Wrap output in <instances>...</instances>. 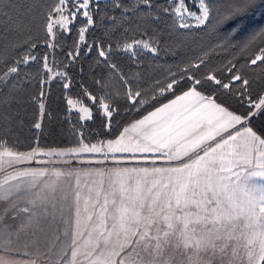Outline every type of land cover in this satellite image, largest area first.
Returning a JSON list of instances; mask_svg holds the SVG:
<instances>
[{
	"label": "snow or ice",
	"instance_id": "snow-or-ice-1",
	"mask_svg": "<svg viewBox=\"0 0 264 264\" xmlns=\"http://www.w3.org/2000/svg\"><path fill=\"white\" fill-rule=\"evenodd\" d=\"M143 2L151 7L149 0ZM247 3L248 0H242L236 13ZM198 5L199 14L187 6V0H170V7L164 11L178 16L179 27L187 28L185 13L198 24L209 19L211 5L206 0H198ZM8 6L5 0H0V8ZM116 7L122 5L117 3ZM81 16L86 24L79 30V40L84 41L88 26L94 23L90 0H54L46 13L48 35L56 37L60 33L54 32V28L63 29L66 21ZM136 43L156 51L148 42ZM48 47L55 45L49 43ZM99 55L104 57L106 53L101 49ZM29 59L36 57L25 56L17 64L27 63ZM44 59L47 61V56ZM258 61L264 63V48L251 59V64L257 65ZM16 72L17 67L10 66L0 79ZM187 79L194 81L187 91L129 126L135 136H127L129 127H126L115 139L98 143H85L81 139L77 146L67 150L29 152L16 151L0 139V165L14 168L32 161L58 163L59 160L52 158L70 157L66 162L73 166L67 173L57 168H14V174L0 179V202L9 205L0 213V252L4 253L0 255V264H18L16 257L23 258L20 264H39L41 257L50 262L54 259V264H83L78 259L81 255L87 264H264V151L254 147L257 143L264 145V138L250 126L254 116L264 115V89L254 99L251 82L235 74L232 80L239 82L236 101L242 109L236 111L203 95L197 87L201 80L193 76ZM206 80L216 86L214 91L224 89L232 94L237 88V84L225 83L214 75H208ZM177 83L176 80L168 83L167 90ZM165 90L160 89L161 93ZM88 95L104 110V115L111 117L114 109L104 98ZM139 96V92L129 93L133 107L142 106L143 99L136 100ZM77 102L67 101L70 106ZM80 111L87 113L80 119H92L87 106H82ZM35 127L41 125L36 123ZM238 139L247 145L243 151L238 150ZM81 153L99 154L101 159L95 162L105 167L96 171L120 179L118 186L103 194L99 206L101 191L96 192V200L90 196L84 198L87 236L81 232L84 239L78 241L75 229L80 223L81 194L79 191L74 194L76 219L72 220L71 206L65 203L58 208L55 192L57 181L65 175H74L75 163L85 162L80 159ZM118 153L131 155L117 156ZM45 156L49 157L48 161L41 159ZM126 160L143 163L122 165ZM48 176L55 180L45 181L44 177ZM89 205L95 209V221L88 212ZM66 207L68 218L64 217ZM57 211L69 229L59 231L56 236L63 247L59 250L50 247L51 255H48L36 247V237L46 227H52L49 216L54 220ZM27 235L33 239H22ZM31 247H36L35 252L29 251Z\"/></svg>",
	"mask_w": 264,
	"mask_h": 264
},
{
	"label": "trees",
	"instance_id": "trees-1",
	"mask_svg": "<svg viewBox=\"0 0 264 264\" xmlns=\"http://www.w3.org/2000/svg\"><path fill=\"white\" fill-rule=\"evenodd\" d=\"M53 2L5 0L9 6L0 8V77L8 67H17L16 73L0 79V139L16 151L64 150L81 139L85 143L115 139L148 112L187 91L194 83L188 76L201 80L197 87L203 95L230 110H242L236 101L235 74L251 82L254 99L264 89V63L251 64L264 48V0H248L239 13L235 10L242 0H206L211 5L209 19L203 26L187 28H180L178 17L164 11L170 0H149L151 7L143 0H90L94 23L84 41L79 40V30L86 24L82 16L66 29L57 26L56 37L48 35L46 13ZM137 41L148 42L156 51ZM101 49L106 56L99 55ZM25 56L36 59L17 64ZM208 75L237 88L232 94L214 91ZM173 80L178 83L167 90ZM161 88L166 90L161 93ZM136 92L140 93L136 100L143 99V104L133 107L129 93ZM89 93L105 99L114 109L111 117L89 99ZM69 99L87 106L92 119L82 121L71 112ZM250 126L264 138V115L254 116Z\"/></svg>",
	"mask_w": 264,
	"mask_h": 264
},
{
	"label": "crops",
	"instance_id": "crops-1",
	"mask_svg": "<svg viewBox=\"0 0 264 264\" xmlns=\"http://www.w3.org/2000/svg\"><path fill=\"white\" fill-rule=\"evenodd\" d=\"M182 95V94H180ZM175 99V98H174ZM173 100V99H172ZM170 102V101H169ZM167 102V103H169ZM166 103V104H167ZM161 107V106H160ZM146 116V115H145ZM143 118V117H142ZM141 118V119H142ZM140 120V119H139ZM88 121V120H86ZM136 122V121H135ZM130 126V125H129ZM128 126V127H129ZM127 136H135V132L129 127V132L126 134ZM236 144L239 146L240 151H243L245 147L247 146L245 141L242 139H238ZM256 149H259L261 151H264V145H259L258 143L254 146ZM97 155V154H96ZM117 156H130L131 154H116ZM137 156H140L141 154H136ZM143 155H152V154H143ZM41 159L48 161L49 157L45 156L42 157ZM53 160H59L58 163H41L37 164L35 161H32L31 163L28 164H19L15 165L14 168L19 169V168H30V169H49L51 170L52 168H57L60 169L61 171L67 173L70 169V167H73L72 165H69L66 161L71 159L70 157H64L63 159H59L57 157H53ZM80 159L85 161L84 163H75L74 164V170L75 174L72 176L65 175L57 181V190L55 192V198L57 201V206L61 204L67 203L68 205L71 206L72 209V215L71 219L75 220V210H76V204L74 202V194L79 191L81 194V199L79 202V208H80V223L76 227V232H77V240L82 241L84 237L80 236L81 232H84L85 236H87V232L84 228V224L87 222L84 217L87 215L83 211L85 204H84V198L85 197H91L93 200H96V192L101 191V196L99 197V204L103 203L104 200V193L110 192L113 187L118 186L119 179L118 177H110L107 175H101L99 174L96 169L99 168H104V164L96 163L95 161L101 159L100 156H92V155H85L82 154L80 155ZM88 161H92L89 163ZM108 163H111L110 161ZM137 163H143V161H137V160H126L122 161L123 164H127L128 166H131L133 164ZM158 164L162 163V161H157ZM14 168L13 167H6L3 170H0V179H3L6 175L9 174H14ZM25 179H31L30 177H26ZM45 181H51L55 180L54 177L48 176L44 177ZM91 190V191H90ZM43 194V193H41ZM64 197H67V201L64 200ZM111 199V197H109ZM9 205L4 202H0V213H3V210L8 208ZM111 208V205H109ZM52 209L49 208V212L51 213ZM88 212L93 214V220H96V215H95V209H93L90 205L88 206ZM22 215V214H21ZM64 217L68 218L69 217V212L68 208L66 207L64 209ZM49 220L52 221V227L51 228H45L43 232H40L37 234V244L36 247H38L41 251L47 253L48 255H51V253H48V249L52 246H55V249L59 250L63 247V244L60 241L56 240V236L59 234V231H66L69 229V225L65 224L63 220L61 219L60 212H56V217L53 220L52 216H49ZM5 222H8L7 220ZM108 225L110 226L112 221L109 219L107 221ZM31 229H29V233H31ZM96 234H94L95 237ZM22 239H33L31 235L27 236H22ZM64 237L61 236V240H63ZM241 245L243 244V241L239 242ZM36 247H31L29 248L30 252H35ZM70 251V250H69ZM84 249L81 248V252H83ZM241 251L243 249L241 248ZM0 255H4L3 252H0ZM18 264H20V261L23 259L21 257H16ZM78 259L83 262V264H87L86 259L84 258L83 255L79 256ZM39 264H54V259L50 262L48 259L45 257H41Z\"/></svg>",
	"mask_w": 264,
	"mask_h": 264
},
{
	"label": "rangeland",
	"instance_id": "rangeland-1",
	"mask_svg": "<svg viewBox=\"0 0 264 264\" xmlns=\"http://www.w3.org/2000/svg\"><path fill=\"white\" fill-rule=\"evenodd\" d=\"M187 6L193 11V12H197V14H199V12H198V7H199V5H198V0H197V2H196V4H195V6H194V0H187ZM178 17V16H177ZM178 19H179V22H180V18L178 17ZM184 21L187 23V24H191V25H193V26H196V27H200V26H203L204 24H205V22H206V20H205V22H204V24H198L197 23V21L193 18V17H190V16H188V14L187 13H185L184 14ZM70 22L71 21H66L65 22V26H64V28L66 29L67 28V26L70 24ZM55 29V28H54ZM50 76L52 77L53 75H52V73L50 74ZM81 105H79V104H77V103H74V105H69V109H70V111L71 112H76V113H78V115L81 117L82 115H87V113H82L81 111H80V109H81ZM103 113H104V110H103ZM82 120V119H81ZM89 120V119H88ZM82 121H86V120H82ZM64 150H67V149H64ZM45 151H47V150H45ZM82 154H85V155H92V156H99V154H93V153H81L80 155H82ZM7 167V164H4V165H0V168H2V169H5Z\"/></svg>",
	"mask_w": 264,
	"mask_h": 264
}]
</instances>
